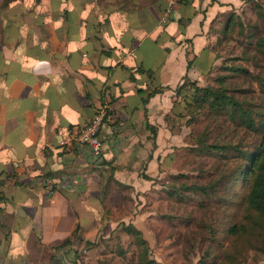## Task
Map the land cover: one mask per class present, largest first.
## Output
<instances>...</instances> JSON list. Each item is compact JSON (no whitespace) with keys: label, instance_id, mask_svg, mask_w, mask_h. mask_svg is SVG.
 <instances>
[{"label":"crops","instance_id":"1","mask_svg":"<svg viewBox=\"0 0 264 264\" xmlns=\"http://www.w3.org/2000/svg\"><path fill=\"white\" fill-rule=\"evenodd\" d=\"M245 1L191 0L192 14L167 22L152 7L73 0L11 30L0 47V264H96L99 246L86 243L106 239L167 173L175 89L194 76L213 20ZM98 110L94 163L86 146L60 143Z\"/></svg>","mask_w":264,"mask_h":264},{"label":"rangeland","instance_id":"2","mask_svg":"<svg viewBox=\"0 0 264 264\" xmlns=\"http://www.w3.org/2000/svg\"><path fill=\"white\" fill-rule=\"evenodd\" d=\"M69 1L0 0V47L11 43V30L40 27L51 10L69 7ZM95 1L127 12L152 7L151 19L159 10L167 22L171 12L193 10L184 0ZM204 46L194 76L175 89L167 113V128L176 136L167 173L132 198L136 211L127 212L106 239L86 243L99 246L96 264H264V220L248 209L250 179L242 177L248 154L261 152L264 143V0H246L213 20ZM208 86L222 87L248 114L232 118L226 110L198 107L194 98ZM136 217L146 248L123 230Z\"/></svg>","mask_w":264,"mask_h":264},{"label":"trees","instance_id":"3","mask_svg":"<svg viewBox=\"0 0 264 264\" xmlns=\"http://www.w3.org/2000/svg\"><path fill=\"white\" fill-rule=\"evenodd\" d=\"M189 1L191 0H184L183 3L186 4ZM191 64H193L192 61H189V68ZM197 90L199 89L197 88ZM156 91L157 89H154L149 95ZM201 91L202 94L194 98V102H196V105L200 108H204L208 105V107L215 112L226 110L232 118H234L235 113H237L241 119H243L245 114H248V111L243 108V103L229 95L222 87L215 88L208 86ZM180 92H182V88L178 90V93ZM261 150V152L255 151L248 154L247 164L245 165L244 171H242V177L243 180L250 179V190L246 198L248 209L258 213L264 220V143L262 144ZM146 178L148 177L146 176ZM198 188L204 190V187ZM123 230L128 235L133 236L137 245L146 248V241L142 237V232L140 230L135 228L132 224L123 225ZM228 231L233 234L236 233L234 227L229 228ZM66 243H70V240H65L64 244ZM146 262L148 263L149 261Z\"/></svg>","mask_w":264,"mask_h":264},{"label":"built area","instance_id":"4","mask_svg":"<svg viewBox=\"0 0 264 264\" xmlns=\"http://www.w3.org/2000/svg\"><path fill=\"white\" fill-rule=\"evenodd\" d=\"M104 118L105 111L98 110L85 125L73 128L69 136L61 141V146H69L74 142L86 146L90 152L91 161L98 163L102 152V141L99 132ZM46 182L47 191H52L56 185L50 179H47Z\"/></svg>","mask_w":264,"mask_h":264}]
</instances>
